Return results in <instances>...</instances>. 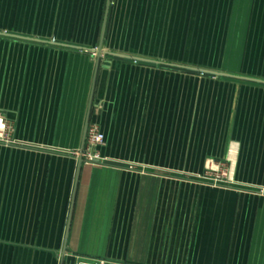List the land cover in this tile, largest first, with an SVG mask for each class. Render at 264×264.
<instances>
[{"label": "crops", "instance_id": "crops-1", "mask_svg": "<svg viewBox=\"0 0 264 264\" xmlns=\"http://www.w3.org/2000/svg\"><path fill=\"white\" fill-rule=\"evenodd\" d=\"M0 31L80 46L0 35V264H264V83L189 69L264 80V0H0Z\"/></svg>", "mask_w": 264, "mask_h": 264}, {"label": "water", "instance_id": "water-1", "mask_svg": "<svg viewBox=\"0 0 264 264\" xmlns=\"http://www.w3.org/2000/svg\"><path fill=\"white\" fill-rule=\"evenodd\" d=\"M0 35H4V36H8V37H15V38H18V39H22V40H30V41H34V42H38V43H49V44H53V45H59V46H67V47H73V48H78V47H75L73 45H69V44H66V43H57L55 41H52V40H41V39H36V38H33V37H29V36H22V35H19V34H13V33H4L2 31H0ZM102 40H103V37H102ZM102 45V44H101ZM99 47V51H98V62L100 61V58L103 54V49H101L102 47ZM108 55L110 56H120V57H124V58H128V59H134V60H138V61H142V62H154V63H158L154 60H151V59H144V58H140V57H136V56H133V55H130V56H127V55H124V54H120V53H117V52H107ZM177 66V65H176ZM191 70H194V71H200V72H203V73H208V74H212V75H218V76H225V77H229V78H237V79H242V80H246V81H255V82H260V83H264V80L262 79H257V78H253V77H242V76H237V75H230V74H226V73H223V72H219L217 70L215 71H212V70H208V69H204V68H189ZM86 132H85V138H84V143H83V146H82V150L84 149V145H85V140H86Z\"/></svg>", "mask_w": 264, "mask_h": 264}, {"label": "built area", "instance_id": "built-area-1", "mask_svg": "<svg viewBox=\"0 0 264 264\" xmlns=\"http://www.w3.org/2000/svg\"><path fill=\"white\" fill-rule=\"evenodd\" d=\"M105 143V135L100 131L99 127L96 125H92L89 127L87 131V140H86V146L84 148V152L82 155H86L87 158L90 160H93L95 158H99V152L97 151L98 146L103 145ZM214 161H210L209 165L210 166H215ZM220 164V163H218ZM219 178V177H218ZM218 180H223L222 178L217 179ZM77 264H104V261L101 260H80L77 262Z\"/></svg>", "mask_w": 264, "mask_h": 264}, {"label": "rangeland", "instance_id": "rangeland-1", "mask_svg": "<svg viewBox=\"0 0 264 264\" xmlns=\"http://www.w3.org/2000/svg\"><path fill=\"white\" fill-rule=\"evenodd\" d=\"M10 129H12V126H10V125H8L7 123H0V135H4L3 134V131H7V130H10ZM3 140H7L8 142H10L11 141V139H9V138H2ZM221 178V177H224V174H222L221 172H219L218 173V176H217V178L216 179H219V178Z\"/></svg>", "mask_w": 264, "mask_h": 264}]
</instances>
